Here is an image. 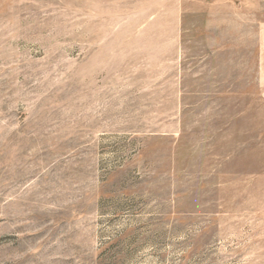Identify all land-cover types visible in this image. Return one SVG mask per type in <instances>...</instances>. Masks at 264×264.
Segmentation results:
<instances>
[{
    "label": "rangeland",
    "instance_id": "374dc122",
    "mask_svg": "<svg viewBox=\"0 0 264 264\" xmlns=\"http://www.w3.org/2000/svg\"><path fill=\"white\" fill-rule=\"evenodd\" d=\"M0 264H264V0H0Z\"/></svg>",
    "mask_w": 264,
    "mask_h": 264
}]
</instances>
